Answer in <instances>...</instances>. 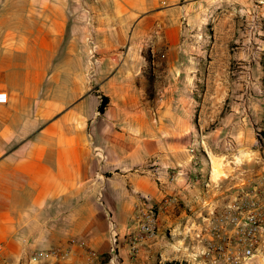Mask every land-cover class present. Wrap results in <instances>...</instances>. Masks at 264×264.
Returning a JSON list of instances; mask_svg holds the SVG:
<instances>
[{
	"label": "crops",
	"instance_id": "0c3cea01",
	"mask_svg": "<svg viewBox=\"0 0 264 264\" xmlns=\"http://www.w3.org/2000/svg\"><path fill=\"white\" fill-rule=\"evenodd\" d=\"M42 13L0 9V263L60 250L67 264H164L163 238L131 243L136 203L209 205L192 174L211 177V165L191 160L175 119L161 120L166 110L152 116L133 44L88 47L63 18L39 23ZM181 45L163 48L170 70Z\"/></svg>",
	"mask_w": 264,
	"mask_h": 264
},
{
	"label": "rangeland",
	"instance_id": "374dc122",
	"mask_svg": "<svg viewBox=\"0 0 264 264\" xmlns=\"http://www.w3.org/2000/svg\"><path fill=\"white\" fill-rule=\"evenodd\" d=\"M21 3L28 11L45 10L35 17L39 23L63 18L81 30L88 47L110 40L123 51L133 44L132 56L142 62L137 86L156 111L152 116L166 110L161 120L175 119L191 160L204 170L211 165V177L192 174L195 187L208 191L209 205L177 199L167 209L175 201L163 206L165 198L136 203L134 245L163 238L172 252L164 264H264V211L250 258L241 254L243 231L220 218L245 194L264 195V34L257 32L264 28V0H0V9ZM172 40L182 49L170 70L163 48ZM146 216L153 236L141 230ZM69 258L48 250L31 263L8 262L67 264Z\"/></svg>",
	"mask_w": 264,
	"mask_h": 264
},
{
	"label": "built area",
	"instance_id": "2783aa9c",
	"mask_svg": "<svg viewBox=\"0 0 264 264\" xmlns=\"http://www.w3.org/2000/svg\"><path fill=\"white\" fill-rule=\"evenodd\" d=\"M6 102V94L4 92H0V104H4ZM156 120L157 117L154 116ZM171 198H165L162 202V205L165 206L169 202H171ZM258 210H260L258 212ZM264 211V195H259V193L255 192V194L249 195L245 194L239 199V202L230 206L229 210H225L223 215L220 218H225L228 220L230 224L234 226V229L240 228L243 231L244 239L239 241L241 245V254L243 258H250L252 256V249L259 244V237L256 236L257 232V223L261 221V212ZM148 223L141 226V230H143L146 234L153 236V228L150 226L149 222H152L149 216H146ZM247 232V233H245ZM116 230L112 225L110 227V241L112 246L116 244ZM143 237V236H142ZM140 237V238H142ZM134 245V242H132ZM131 245V247H132ZM133 249L135 247H132ZM52 254H56L55 251L51 252ZM94 257L95 254L91 253ZM39 256V255H38ZM239 259V258H238ZM237 260V259H236ZM31 263V262H30ZM0 264H13L8 261H3Z\"/></svg>",
	"mask_w": 264,
	"mask_h": 264
},
{
	"label": "trees",
	"instance_id": "16d2710c",
	"mask_svg": "<svg viewBox=\"0 0 264 264\" xmlns=\"http://www.w3.org/2000/svg\"><path fill=\"white\" fill-rule=\"evenodd\" d=\"M105 102H106V98L103 97L102 101H101V105L99 107L100 112L103 111V107H104Z\"/></svg>",
	"mask_w": 264,
	"mask_h": 264
}]
</instances>
